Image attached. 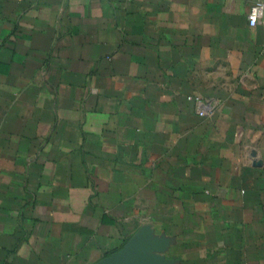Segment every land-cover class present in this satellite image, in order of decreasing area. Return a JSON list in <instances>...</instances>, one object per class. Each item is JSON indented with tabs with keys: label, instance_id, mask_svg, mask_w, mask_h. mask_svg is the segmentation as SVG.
Returning a JSON list of instances; mask_svg holds the SVG:
<instances>
[{
	"label": "crops",
	"instance_id": "1",
	"mask_svg": "<svg viewBox=\"0 0 264 264\" xmlns=\"http://www.w3.org/2000/svg\"><path fill=\"white\" fill-rule=\"evenodd\" d=\"M260 1L0 0V264H264Z\"/></svg>",
	"mask_w": 264,
	"mask_h": 264
},
{
	"label": "built area",
	"instance_id": "2",
	"mask_svg": "<svg viewBox=\"0 0 264 264\" xmlns=\"http://www.w3.org/2000/svg\"><path fill=\"white\" fill-rule=\"evenodd\" d=\"M248 24L251 27L256 26L257 24L264 22V2H255L253 3L247 13ZM191 98V97H189ZM198 104V113L199 115L210 114L214 105L207 100H202L200 98H194Z\"/></svg>",
	"mask_w": 264,
	"mask_h": 264
}]
</instances>
